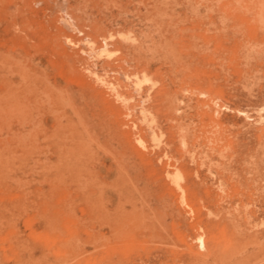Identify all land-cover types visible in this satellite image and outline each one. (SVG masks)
Wrapping results in <instances>:
<instances>
[{
    "label": "rangeland",
    "instance_id": "374dc122",
    "mask_svg": "<svg viewBox=\"0 0 264 264\" xmlns=\"http://www.w3.org/2000/svg\"><path fill=\"white\" fill-rule=\"evenodd\" d=\"M0 264H264V0H0Z\"/></svg>",
    "mask_w": 264,
    "mask_h": 264
}]
</instances>
